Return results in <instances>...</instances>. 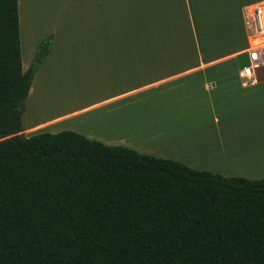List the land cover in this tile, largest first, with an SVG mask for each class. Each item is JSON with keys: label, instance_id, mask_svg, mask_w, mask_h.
Segmentation results:
<instances>
[{"label": "crops", "instance_id": "crops-1", "mask_svg": "<svg viewBox=\"0 0 264 264\" xmlns=\"http://www.w3.org/2000/svg\"><path fill=\"white\" fill-rule=\"evenodd\" d=\"M261 1L16 0L22 72L48 42L22 134L69 130L197 171L264 178V70L252 84L237 77L244 11Z\"/></svg>", "mask_w": 264, "mask_h": 264}, {"label": "trees", "instance_id": "trees-1", "mask_svg": "<svg viewBox=\"0 0 264 264\" xmlns=\"http://www.w3.org/2000/svg\"><path fill=\"white\" fill-rule=\"evenodd\" d=\"M21 70L0 0V264H264V178L197 171L62 130L22 134Z\"/></svg>", "mask_w": 264, "mask_h": 264}, {"label": "built area", "instance_id": "built-area-1", "mask_svg": "<svg viewBox=\"0 0 264 264\" xmlns=\"http://www.w3.org/2000/svg\"><path fill=\"white\" fill-rule=\"evenodd\" d=\"M244 20L248 32L247 64L237 70V77L242 84H252L258 80V72L264 70V0L247 7Z\"/></svg>", "mask_w": 264, "mask_h": 264}, {"label": "rangeland", "instance_id": "rangeland-1", "mask_svg": "<svg viewBox=\"0 0 264 264\" xmlns=\"http://www.w3.org/2000/svg\"><path fill=\"white\" fill-rule=\"evenodd\" d=\"M239 59H240V63H239L240 66H241V67L245 66V65H246V60H245L246 58H245V56H241ZM241 67H240V68H241ZM35 110H38V109H35ZM35 110H34V113H33V114H40V115L38 116V118L41 117V116H44V113H43L42 110L39 109V110H38V111H39L38 113H36Z\"/></svg>", "mask_w": 264, "mask_h": 264}]
</instances>
